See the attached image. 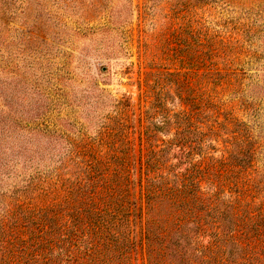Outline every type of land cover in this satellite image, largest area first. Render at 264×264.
Wrapping results in <instances>:
<instances>
[{
	"label": "trees",
	"instance_id": "trees-1",
	"mask_svg": "<svg viewBox=\"0 0 264 264\" xmlns=\"http://www.w3.org/2000/svg\"><path fill=\"white\" fill-rule=\"evenodd\" d=\"M157 1L165 5L151 38L170 54L168 69L155 75L151 106L161 115L162 126H172L174 133L159 142L154 129L146 126L143 159L131 152L126 123L116 126L118 144H109L105 151L97 146L68 148L58 164L42 161V151L34 145L8 144L17 127L37 134L39 114L12 120L0 82V104L5 106L0 108V175L20 176L11 186L0 183V264H132L133 247H144L146 264H264V203L239 218L247 188L225 196L204 167L205 154L192 126L194 110L171 113L163 102L165 85H172L197 112L208 118L209 112L220 114L229 122L231 137L222 139L227 154H233L232 146L249 157L257 153L261 143L253 138L249 123L233 113L232 98H239L241 109L251 113L252 127L261 124L264 83L244 92L243 79L254 63L264 69L258 30L254 21L246 20L252 15L264 20V0L151 2ZM153 4H143V19ZM206 4L239 6L245 20L229 17L219 28L212 27L202 11ZM117 28L128 30L125 23ZM2 30L6 34L0 36V54L9 47L8 29ZM34 38L25 32L19 41ZM0 66L4 68L2 62ZM220 122L214 119L215 128ZM202 125L213 134L219 131L207 118ZM110 129L105 126L107 133ZM241 163L228 162L226 169L241 173ZM206 181L209 188L202 186Z\"/></svg>",
	"mask_w": 264,
	"mask_h": 264
},
{
	"label": "rangeland",
	"instance_id": "rangeland-1",
	"mask_svg": "<svg viewBox=\"0 0 264 264\" xmlns=\"http://www.w3.org/2000/svg\"><path fill=\"white\" fill-rule=\"evenodd\" d=\"M29 1L30 5L26 4L27 0H0V36L6 34L2 29H8L5 42L9 46L1 50L4 57L0 61L4 65V68L0 66V82L5 86L8 103L4 107L12 120L19 115L25 118L39 114L37 134L27 126L17 127L8 139V144L34 145L42 151V161L58 164L68 148L97 146L105 151L109 144H118L116 126L121 123L128 125L126 133L132 146L131 152L141 159L145 157L148 147L143 132L146 126L154 129L159 142L172 137V126H162L161 115L151 106L155 75L168 69L165 65L170 54L165 45L156 44L151 38L154 28L162 19L164 10L160 8L165 5L164 2ZM251 1L254 3L256 0ZM91 2L94 6L90 5ZM145 2L157 5L150 8L146 13L147 18L143 19ZM202 11L210 20V25L216 28L222 25L224 19L231 17L235 20L240 16L238 21H243L246 15L239 10V6L221 7L220 4H206ZM252 16H246V20L254 21L253 25L259 34L256 42L263 49L264 20ZM122 23L126 24L129 34L117 28ZM29 27L32 29L29 30ZM25 32L34 34L35 40L19 41ZM263 70L258 67V63L251 65L243 79L244 92L247 86L249 90L264 83ZM253 78L258 79L259 84L246 85ZM180 93L188 97L186 91ZM163 94V102L171 113L194 110L192 126L197 130L196 138H200L197 141L205 154L202 159L206 171H210V180L230 198L237 196L242 188H247L239 213V218H245L246 214L264 203V116L260 114L258 120L261 124L252 127L251 113L241 109L239 98H232L233 113L238 119L249 123L253 138L261 146L250 157L232 146L230 149L233 154L229 155L224 150L226 140L222 139L231 137L232 127L222 115L212 116L209 112V119L207 115L197 112L196 108H191L187 101L182 100L172 85H165ZM229 96L233 97L232 94ZM4 107L0 104V108ZM205 118L214 128V119L221 121L220 128H215L219 130L217 134L203 127ZM108 124L110 133L105 130ZM194 158L201 159L198 155ZM228 162H242L243 173L227 171ZM169 163L168 160L166 167ZM14 180H20V176L0 175L3 188L5 184L11 186ZM202 186L209 188L211 185L206 181ZM140 205L143 224V198L140 199ZM129 254L132 264H146L144 247H133Z\"/></svg>",
	"mask_w": 264,
	"mask_h": 264
}]
</instances>
